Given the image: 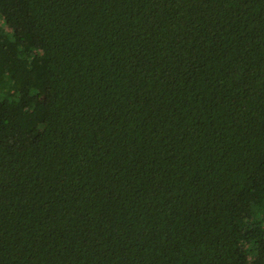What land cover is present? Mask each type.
I'll use <instances>...</instances> for the list:
<instances>
[{"label":"trees","instance_id":"trees-1","mask_svg":"<svg viewBox=\"0 0 264 264\" xmlns=\"http://www.w3.org/2000/svg\"><path fill=\"white\" fill-rule=\"evenodd\" d=\"M0 264H264V0H0Z\"/></svg>","mask_w":264,"mask_h":264}]
</instances>
